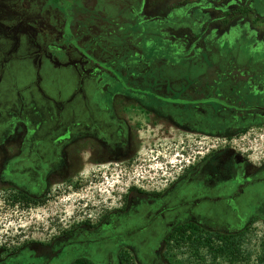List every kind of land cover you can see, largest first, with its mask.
Listing matches in <instances>:
<instances>
[{"label":"rangeland","instance_id":"obj_1","mask_svg":"<svg viewBox=\"0 0 264 264\" xmlns=\"http://www.w3.org/2000/svg\"><path fill=\"white\" fill-rule=\"evenodd\" d=\"M233 2L186 0L171 12H210L213 31H207L206 55L212 64L233 57L250 72H264V3L250 2L252 11L245 12ZM227 9L232 16L225 19L222 35L223 29L215 30L223 23L215 17ZM190 53L194 57V50ZM29 64L12 60L0 68V264H69L77 257L92 264H120L122 251L132 256L129 264H167L157 250L188 213L213 226H238L264 205L263 123L246 122L229 136L220 127L191 134L143 129L147 136L135 157L113 159L95 154L102 147L120 146L119 129L112 137L110 129H102L100 139L70 145L76 157L61 159L66 131L55 128L51 108L71 96L76 77L71 68H47L37 82L52 98L44 99L31 83L35 74ZM202 67L196 59L190 71ZM9 85L15 95L20 89V100L2 95ZM29 92L35 96L27 105L23 96ZM93 95L104 104L99 91ZM214 158L211 166L217 173L208 166ZM60 163L63 170L54 171ZM223 169L225 178L219 179ZM34 195L39 202L29 200ZM258 215L249 233V258L240 264H264L258 258L263 254L264 213Z\"/></svg>","mask_w":264,"mask_h":264},{"label":"flooded vegetation","instance_id":"obj_2","mask_svg":"<svg viewBox=\"0 0 264 264\" xmlns=\"http://www.w3.org/2000/svg\"><path fill=\"white\" fill-rule=\"evenodd\" d=\"M182 1L0 0V68L12 60L30 62L31 83L50 100L37 83L47 68H71L76 77L71 96L51 108L55 128L66 131L61 159L76 157L70 145L100 139L102 129H110L109 137L119 129L120 146L95 154L113 159L135 157L147 136L143 129L191 134L220 127L229 136L246 122L264 124V72H250L233 57L212 64L206 55L210 12H171ZM215 18L224 21L222 12ZM196 59L203 67L192 72ZM7 88L6 99L20 100V89L15 95ZM93 91L104 104L91 97ZM27 95L30 105L35 95ZM64 167L60 163L54 171Z\"/></svg>","mask_w":264,"mask_h":264},{"label":"trees","instance_id":"obj_3","mask_svg":"<svg viewBox=\"0 0 264 264\" xmlns=\"http://www.w3.org/2000/svg\"><path fill=\"white\" fill-rule=\"evenodd\" d=\"M234 8H246L245 12L252 11L248 3H257L261 7L263 0H234ZM229 9L222 14L223 34L227 31L228 24L225 19L229 14ZM215 14L212 13V16ZM211 22V21H210ZM227 25V26H226ZM216 160L208 162L209 169L217 173L218 168L211 166ZM215 163V162H214ZM228 165V163H226ZM217 170V171H216ZM226 170L223 169L224 176H217L219 179L225 178ZM26 195L24 192L21 193ZM29 198L34 203L40 198ZM27 198V197H26ZM28 199V198H27ZM28 201V200H27ZM264 213V205L258 208V214ZM258 214L249 216L241 225L229 226L226 224L213 226L207 220L190 214L185 221L172 228L163 238L162 245L157 250V254L166 261L167 264H240L249 258L247 244L252 224L260 217ZM259 262H264V245L261 248ZM120 264H129L132 256L119 252ZM69 264H92L91 260L85 257H77Z\"/></svg>","mask_w":264,"mask_h":264}]
</instances>
